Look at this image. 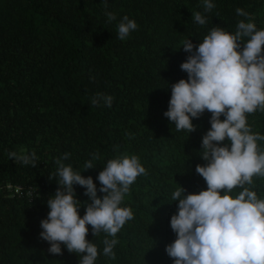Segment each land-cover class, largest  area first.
<instances>
[{
  "label": "trees",
  "instance_id": "obj_1",
  "mask_svg": "<svg viewBox=\"0 0 264 264\" xmlns=\"http://www.w3.org/2000/svg\"><path fill=\"white\" fill-rule=\"evenodd\" d=\"M203 2L106 0L105 9V0H0V264H79L63 244L62 255L48 252L50 244L40 236L46 202L58 187L49 173L66 152L65 164L91 176L101 197L97 177L107 160L135 155L146 169L122 202L133 219L117 233L114 260L103 255L107 234L96 237L88 225L86 239L98 248L95 264H173L165 250L176 239L170 219L178 201L172 193L180 186L185 194L207 188L195 168L207 163L199 150L211 127L207 110L193 118L196 129L189 134L177 132L164 116L171 84L188 76L180 67L189 55L182 44L190 38L198 46L214 27L234 34L237 23L247 20L237 8L264 29V0H211L210 12ZM106 10L116 20L109 23ZM197 11L206 25L194 21ZM124 15L138 28L121 40L117 24ZM96 93L111 95L112 106L92 105ZM247 123L264 135V111L247 114ZM257 144L264 150V141ZM11 151H34L37 166L9 159ZM93 154L99 156L95 167L83 171ZM10 184L33 194L11 195ZM245 186L264 199V177ZM74 188L77 199L91 202L84 187ZM240 191L236 187L231 195Z\"/></svg>",
  "mask_w": 264,
  "mask_h": 264
},
{
  "label": "clouds",
  "instance_id": "obj_2",
  "mask_svg": "<svg viewBox=\"0 0 264 264\" xmlns=\"http://www.w3.org/2000/svg\"><path fill=\"white\" fill-rule=\"evenodd\" d=\"M104 7L107 9L106 0ZM214 7L211 0H204V12ZM236 14L247 20L237 23L234 34L214 27L198 46L190 38L183 42L189 55L180 67L188 76L170 86L164 116L174 122L177 132L195 131L193 118L206 110L211 113V127L199 150L207 163L195 168L207 188L185 194L180 186L172 193V201H178V211L170 219L176 239L165 250L173 264H264V199L245 186L253 185L254 176L264 177V150L257 144L264 141V135L253 133L247 123V114L264 111V29L258 30L243 9L237 8ZM105 15L109 23L116 20L114 12L106 10ZM192 16L197 24L206 25L201 12ZM137 28L136 21L124 15L117 24V37L124 40ZM101 102L110 108L113 97L96 93L91 98L92 105ZM225 140L230 144L221 145ZM69 157L66 152L55 158L56 171L49 173V180L55 179L58 187L46 202L49 212L41 220L40 236L49 242L48 252L62 255L63 244L68 252L78 255L79 264H95L98 248L86 239L90 225L94 236L107 234L102 240L103 255L114 260L117 233L133 219L132 210L121 206L122 202L136 178L147 174L146 169L135 155L107 160L97 177L99 191L104 193L101 197L91 176L65 164ZM8 158L37 166L34 151H11ZM95 159H99L97 154L85 162L83 171L94 168ZM74 185L84 187L91 202L77 199ZM236 187L242 191L233 197ZM8 190L20 197L33 194L25 192L22 184H10ZM81 206L85 207L83 216L79 214Z\"/></svg>",
  "mask_w": 264,
  "mask_h": 264
}]
</instances>
